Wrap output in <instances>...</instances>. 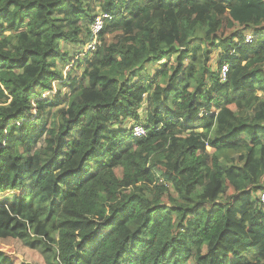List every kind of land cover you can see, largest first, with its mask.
Returning <instances> with one entry per match:
<instances>
[{
    "label": "trees",
    "instance_id": "trees-1",
    "mask_svg": "<svg viewBox=\"0 0 264 264\" xmlns=\"http://www.w3.org/2000/svg\"><path fill=\"white\" fill-rule=\"evenodd\" d=\"M263 193L264 0H0V264H264Z\"/></svg>",
    "mask_w": 264,
    "mask_h": 264
},
{
    "label": "rangeland",
    "instance_id": "rangeland-1",
    "mask_svg": "<svg viewBox=\"0 0 264 264\" xmlns=\"http://www.w3.org/2000/svg\"><path fill=\"white\" fill-rule=\"evenodd\" d=\"M82 50L83 47L75 48L74 52L78 53ZM7 255H10L14 264H56V262H58L54 261L53 253L45 251L41 245L35 244L34 246L30 243L24 242L23 240L20 241L17 252L14 250L8 251Z\"/></svg>",
    "mask_w": 264,
    "mask_h": 264
},
{
    "label": "built area",
    "instance_id": "built-area-1",
    "mask_svg": "<svg viewBox=\"0 0 264 264\" xmlns=\"http://www.w3.org/2000/svg\"><path fill=\"white\" fill-rule=\"evenodd\" d=\"M112 17L108 13H100L98 16H96L95 20L92 22L90 30H91V38L87 44L88 51H95L98 46L99 42V34L103 30L105 26L106 20H110ZM254 40V37L251 34H247L246 41L252 42ZM229 70V66L225 64L222 69V80L225 81L227 78V73ZM146 134V129L138 125L134 128V135L137 137L143 136ZM261 200L264 203V193L261 195Z\"/></svg>",
    "mask_w": 264,
    "mask_h": 264
},
{
    "label": "clouds",
    "instance_id": "clouds-1",
    "mask_svg": "<svg viewBox=\"0 0 264 264\" xmlns=\"http://www.w3.org/2000/svg\"><path fill=\"white\" fill-rule=\"evenodd\" d=\"M141 125V124H140ZM138 126V125H137ZM141 126H143L145 129H146V127L142 124ZM136 127V126H135ZM134 133V132H133ZM146 134H147V129H146ZM145 134V135H146ZM135 136V135H134ZM144 136V135H143ZM137 137V136H136ZM140 137H142V136H140Z\"/></svg>",
    "mask_w": 264,
    "mask_h": 264
}]
</instances>
